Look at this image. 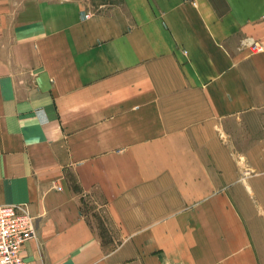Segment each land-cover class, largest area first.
<instances>
[{
    "label": "crops",
    "instance_id": "1",
    "mask_svg": "<svg viewBox=\"0 0 264 264\" xmlns=\"http://www.w3.org/2000/svg\"><path fill=\"white\" fill-rule=\"evenodd\" d=\"M22 203L27 264H264V0H0Z\"/></svg>",
    "mask_w": 264,
    "mask_h": 264
},
{
    "label": "built area",
    "instance_id": "2",
    "mask_svg": "<svg viewBox=\"0 0 264 264\" xmlns=\"http://www.w3.org/2000/svg\"><path fill=\"white\" fill-rule=\"evenodd\" d=\"M250 47L253 52L261 50L255 42ZM34 233V218L27 204L0 205V264H27L22 246Z\"/></svg>",
    "mask_w": 264,
    "mask_h": 264
}]
</instances>
